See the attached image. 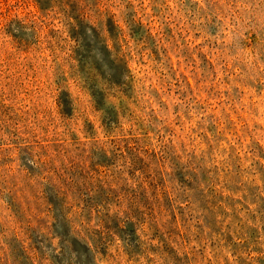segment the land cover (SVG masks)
<instances>
[{"label": "rangeland", "instance_id": "1", "mask_svg": "<svg viewBox=\"0 0 264 264\" xmlns=\"http://www.w3.org/2000/svg\"><path fill=\"white\" fill-rule=\"evenodd\" d=\"M0 264H264V0H0Z\"/></svg>", "mask_w": 264, "mask_h": 264}, {"label": "trees", "instance_id": "2", "mask_svg": "<svg viewBox=\"0 0 264 264\" xmlns=\"http://www.w3.org/2000/svg\"><path fill=\"white\" fill-rule=\"evenodd\" d=\"M72 30L74 33V37L76 35L77 41L82 40V38H84L82 31L75 28H73ZM74 51L76 52V50ZM77 55L81 60H86L90 54L77 53ZM111 64H112V69H110L111 73H108L107 76L112 79V83L119 84L122 78L124 77V71L120 67L121 64L119 60L112 59ZM58 226H60V228L62 229V231H60L58 235L61 237L60 243L62 244L63 248H66L77 260L81 259V257H85L87 258V260H89L88 256L91 254V249L89 245L83 241L81 236L77 235L76 233L75 235L71 236L70 235L71 228L69 226L66 227L64 221H59Z\"/></svg>", "mask_w": 264, "mask_h": 264}]
</instances>
